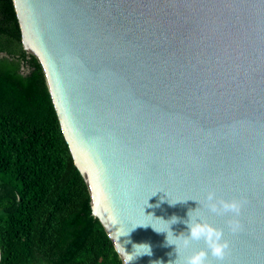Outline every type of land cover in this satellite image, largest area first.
<instances>
[{
	"label": "water",
	"instance_id": "water-1",
	"mask_svg": "<svg viewBox=\"0 0 264 264\" xmlns=\"http://www.w3.org/2000/svg\"><path fill=\"white\" fill-rule=\"evenodd\" d=\"M12 2L122 264L133 245L152 254L129 264H179L203 249L178 255L153 230L190 211L223 230L222 264H264V0ZM209 190L246 202L239 231L204 206ZM170 230L188 232L183 222Z\"/></svg>",
	"mask_w": 264,
	"mask_h": 264
},
{
	"label": "trees",
	"instance_id": "trees-1",
	"mask_svg": "<svg viewBox=\"0 0 264 264\" xmlns=\"http://www.w3.org/2000/svg\"><path fill=\"white\" fill-rule=\"evenodd\" d=\"M0 54V264H122L92 215L12 0H0Z\"/></svg>",
	"mask_w": 264,
	"mask_h": 264
},
{
	"label": "clouds",
	"instance_id": "clouds-1",
	"mask_svg": "<svg viewBox=\"0 0 264 264\" xmlns=\"http://www.w3.org/2000/svg\"><path fill=\"white\" fill-rule=\"evenodd\" d=\"M204 206L207 210L215 214L217 216L230 215L233 217L229 221H227V227L229 232L236 233L240 230L241 225L236 217H239L243 204L246 203L242 200L232 199V200H224L219 198L216 195L214 190H209L204 197ZM190 211L188 213L187 221H178V218L173 216L170 220L164 221L162 219H158L168 224L167 231L157 230L153 228L157 233H165L166 234V243L168 245L176 246V253L179 255V251L188 249L192 243L194 242H203L204 248L198 251H193L189 255H185L179 258V264H212V262L208 259L209 256L214 258L218 264H222L224 258L229 249V243L224 239V232L220 228L213 227L206 221L200 219L199 217L190 216ZM147 216V215H146ZM153 218V217H152ZM154 219V218H153ZM178 222L186 223L188 232L187 234H181L179 236H174L172 231L170 230V226L172 224H176ZM137 225L136 227H147ZM130 230V231H131ZM130 231L126 234L128 235ZM172 236L174 240H178V244L170 243L169 236ZM206 249V250H205ZM151 248L147 244H139L133 245V252L131 255H124L127 257L126 264H129V261L133 260L136 257L142 255L151 256ZM174 264H177V259Z\"/></svg>",
	"mask_w": 264,
	"mask_h": 264
}]
</instances>
